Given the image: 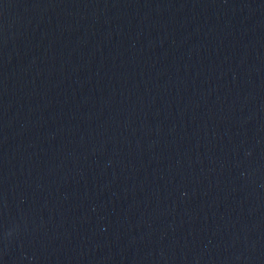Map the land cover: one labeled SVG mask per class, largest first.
I'll return each mask as SVG.
<instances>
[{
  "label": "water",
  "instance_id": "1",
  "mask_svg": "<svg viewBox=\"0 0 264 264\" xmlns=\"http://www.w3.org/2000/svg\"><path fill=\"white\" fill-rule=\"evenodd\" d=\"M264 122V0H0V262Z\"/></svg>",
  "mask_w": 264,
  "mask_h": 264
}]
</instances>
